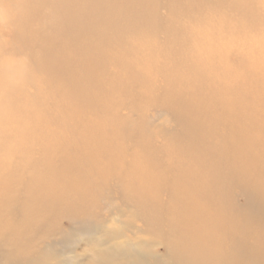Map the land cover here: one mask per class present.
<instances>
[{"label":"bare ground","instance_id":"1","mask_svg":"<svg viewBox=\"0 0 264 264\" xmlns=\"http://www.w3.org/2000/svg\"><path fill=\"white\" fill-rule=\"evenodd\" d=\"M240 1L242 9L220 0V7H232L229 11L235 15L227 11L228 26L222 32L220 20L199 26L188 20L187 26L171 22L184 13L171 0H26L25 6L41 14L47 27L40 37L48 51L32 64L31 73L42 75L47 90L61 85L59 98L65 95L57 114L43 122L37 119L41 143L55 142L41 153L40 158L50 162L42 178L57 172L73 176L70 169L75 165L81 170L72 178L75 182L83 179L82 173L90 176L84 191L40 178L32 185L47 184L46 197L49 188H55L48 198L64 203L71 213L87 216L91 199L103 186L94 176L106 178L131 203L140 201L147 218L145 228L134 221L121 223L118 232L106 228L105 241L112 244L97 245L83 262L69 258L59 264H197L195 258L203 264H264V124H258L264 122V110H256L264 107V0ZM204 7L211 11L213 5L207 2ZM241 10L250 13L241 19L243 24L237 18ZM248 20L246 30L242 26ZM248 32L256 46L240 40ZM140 43L144 47L135 48ZM165 44L169 47L162 48ZM225 44L223 51L220 46ZM190 46L186 59L194 64L186 68L181 59ZM194 71L206 76L207 92L214 97L211 106L203 100H181L183 78L194 77ZM144 97L162 100L161 107L185 121L183 132L191 128L197 136L187 148L181 144V151H173L177 162L163 150L164 142L124 145L118 115L111 112ZM104 98L108 101L101 102ZM40 107L46 116L44 103ZM90 129L95 131L93 137L85 135ZM23 136L29 139L26 132ZM29 140L23 144L29 142L33 149L43 146ZM102 152L116 163L112 168L116 171L106 172L105 167L99 171ZM53 154L67 156L69 171L63 159L52 164ZM237 190L254 196L255 210L238 208ZM158 246L164 247L166 256L173 255V263L155 252Z\"/></svg>","mask_w":264,"mask_h":264},{"label":"rangeland","instance_id":"2","mask_svg":"<svg viewBox=\"0 0 264 264\" xmlns=\"http://www.w3.org/2000/svg\"><path fill=\"white\" fill-rule=\"evenodd\" d=\"M229 1L232 7L239 6L242 9L240 0ZM207 2L213 5L211 11L204 7ZM171 3L177 8L184 9V13L183 15L179 13L178 18H172L173 21H170L181 22L185 26L188 22L189 24L190 22L198 23L199 26L200 23H218L220 20L221 27H223L221 31L224 32L228 26L227 11L232 14L229 11L232 7H220L222 5L220 0H171ZM25 5L26 0H0V264H59L69 258L74 263L83 262L91 256L92 250L99 246L112 244L111 240L105 241L106 228L110 227L117 232L122 231L121 223L125 221L127 223L134 221L138 226L145 228L143 223L147 218L140 209V201L131 203L119 193V189L114 186L115 182L112 185L106 178L98 179L94 176V180L102 183L103 186L99 188L98 195L91 199V211H88L87 216L71 213L70 208L64 203L48 198L52 196L55 188L50 187L49 196L46 197L43 190L47 189V184L32 185L33 180L38 182V178L44 179L42 177H46L45 170L50 167L49 161L40 158L43 149L49 144H54L55 147V142L41 143L42 135L37 128L39 122L37 119L40 118L43 122L46 118L49 119V115L57 114L59 111L57 107L62 108L65 105V95L63 99L59 98L58 91L63 92L61 85L47 90L42 84V75L34 77L31 73L32 64L48 51L41 44L40 37L41 34L47 32V27L42 15ZM162 13H165L164 9ZM232 15L235 17L234 14ZM249 16L248 10H241L237 18L243 24L241 19H247ZM249 23L248 20L242 27L249 30ZM243 35L240 37L241 41L249 42L250 47L256 46L257 41L251 33L248 32L244 37ZM53 41L56 43L58 40ZM204 43L207 47H211L210 41L205 40ZM225 46L226 44L220 48L224 51ZM138 47H144V45L136 44L135 48L138 49ZM168 47L169 45L165 44L162 48ZM191 49L190 46L187 51L183 50V52H188L186 57V54L182 52L185 58L181 59V63L186 68H191V64H194L192 60L188 62L186 59L189 58ZM217 52L214 51L216 55ZM230 60L234 62L233 56ZM192 75L194 77L191 76V79L183 78L185 90L182 94L179 93L181 100H190L188 102L193 103L203 100L205 106H211L214 97L207 92L206 76L201 71L197 73L194 71ZM54 97L58 98L53 100ZM251 99L252 102L256 101L255 97L251 96ZM107 101V98L101 100V102ZM183 102L187 105L185 101ZM42 103L46 106L48 113L46 116L41 112ZM161 105H164L162 100L144 97L124 106L115 107L111 115H118L119 131L124 145L131 148L141 144V141L147 144L154 143V145L164 142L163 150L171 152L173 161L174 156L175 159L177 158L175 153L172 155L173 151L176 153L178 150L181 151L183 149L181 144L187 148L191 143L190 140L197 136L192 135L191 128L188 129L189 131L184 129L183 132V127L187 126L185 121L177 120L173 113L168 112ZM257 109L263 111L264 107ZM66 114L70 116L71 112L67 111ZM258 124L260 127L264 122H258ZM50 130V136H53L54 129L50 128ZM24 132L30 140L23 136ZM94 134L93 129L85 132V135L89 137H93ZM104 136L100 131L99 137ZM24 139L43 146L33 149L32 145L28 144L29 142L23 144ZM101 156L97 167L99 171H103L105 167L106 172H109V168L112 169L116 163L111 161L104 152ZM64 157L67 158L64 154L61 156L53 154L50 159L52 164H57L63 159V164L68 170L72 164L70 165L69 160ZM169 159L170 156L165 157L164 165H167ZM131 160L132 158L129 159ZM175 161L177 162V159ZM137 162L139 163V159ZM72 168H75L70 169L73 176H65L57 172L53 177L44 180L47 183L50 180L61 181L72 185L74 189L88 190L89 182L86 177H90L89 173H82L83 179L75 182L72 178H75L81 170L77 168V165ZM234 192L238 208L247 213L255 210L254 196L251 197L241 190ZM162 198L167 199V195H162ZM101 225L103 226L100 227ZM124 233L127 239L131 238L128 231ZM118 240L122 241V239ZM94 242L97 244H93ZM154 250L156 253H161L168 262L173 263V255L166 256L163 246H158ZM195 260L197 264H203L200 258H195Z\"/></svg>","mask_w":264,"mask_h":264}]
</instances>
